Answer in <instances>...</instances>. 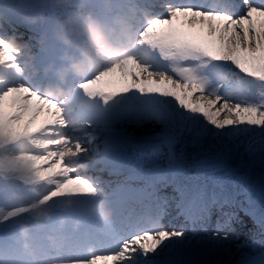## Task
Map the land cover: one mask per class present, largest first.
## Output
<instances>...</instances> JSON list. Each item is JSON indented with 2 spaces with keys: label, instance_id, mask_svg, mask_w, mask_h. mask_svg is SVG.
Returning a JSON list of instances; mask_svg holds the SVG:
<instances>
[{
  "label": "snow or ice",
  "instance_id": "snow-or-ice-1",
  "mask_svg": "<svg viewBox=\"0 0 264 264\" xmlns=\"http://www.w3.org/2000/svg\"><path fill=\"white\" fill-rule=\"evenodd\" d=\"M73 7L124 17L133 45L68 96L31 71L55 59L53 44L25 69L0 33V180L45 185L41 202L103 188L113 211L82 252L43 264H264V0ZM27 210L0 207V223ZM232 241L238 259L224 260ZM7 264H22L14 243Z\"/></svg>",
  "mask_w": 264,
  "mask_h": 264
},
{
  "label": "clouds",
  "instance_id": "clouds-1",
  "mask_svg": "<svg viewBox=\"0 0 264 264\" xmlns=\"http://www.w3.org/2000/svg\"><path fill=\"white\" fill-rule=\"evenodd\" d=\"M9 5L15 9V16L10 18L0 12V33L7 37L8 44L19 49V59L25 69L37 60L36 53L45 44L51 43L56 49V56L47 66L37 64L31 68L37 78H42L43 92L57 97L71 94L70 82L88 76L102 68L106 63L118 60L131 53L133 37L130 23L124 17L111 20L98 15L92 9H76L74 0H0V5ZM24 28L32 37L21 38L23 32L14 28ZM18 28V29H19ZM67 115L71 117V109ZM20 148L27 145L20 144ZM105 190L96 194L99 199L93 204L91 214L101 227H105L113 216L112 209L102 199ZM53 211L35 203L32 217L36 224L50 219ZM64 220H61V227ZM83 221L73 220V227L79 230ZM28 225H21V233L27 236ZM50 239L55 242V234ZM24 246L28 247L25 239Z\"/></svg>",
  "mask_w": 264,
  "mask_h": 264
},
{
  "label": "bare ground",
  "instance_id": "bare-ground-1",
  "mask_svg": "<svg viewBox=\"0 0 264 264\" xmlns=\"http://www.w3.org/2000/svg\"><path fill=\"white\" fill-rule=\"evenodd\" d=\"M75 127V125H73ZM25 144L30 147V145L27 143V141L21 140L16 144V148L19 150V152H25L24 150H21L19 147L20 144ZM93 174H99V173H93ZM3 184L0 183V207H3L4 209L8 208H14V207H19V206H28V210L24 212L23 214L12 218L8 220L5 223H0V245L9 243L12 239L17 238L19 235H15L14 238H11V236L16 232V230L21 229V225L27 224L28 230L31 232V235H35V231L37 232H46L44 227H47L49 222L55 221L54 219H58V224H55V236L59 235L60 233H65L66 228L64 226L65 222L68 220V215L63 214L62 211L60 210L61 208H72L76 206L82 205L85 207L84 212L87 213L89 216L92 217L93 222L96 226V229L103 228L100 226L97 218L91 214V209L93 204L96 201V196L95 197H86V196H75V197H62V198H53L52 200L41 202V197L44 196L48 188L43 185V184H21L19 181L13 180V179H6L3 180ZM20 191H17V190ZM35 203H39L42 206H45L53 211V215L50 219H47L43 221L40 224H36L33 217H32V209L33 205ZM87 209H90L88 212ZM213 218L215 220V215H213ZM64 220L63 226L61 227V220ZM245 220V223L247 227H252V221L251 219L248 218H243ZM59 226V229H58ZM245 235L242 233L241 234V239H244ZM66 241V240H65ZM61 241L55 242L51 241L50 243L54 245L56 248H58L60 251L64 252L65 251V245L66 242ZM65 242V243H64ZM238 241H232L229 245V247L232 250V256H224L222 259L224 260H235L238 259V255L235 253V244ZM65 244V245H64ZM87 246V243L85 244H79V246L76 248L75 253L69 254V255H75L79 252H82ZM258 251H264V248H261L259 245L257 247V252ZM22 258H24V255H20ZM21 257L20 260L22 261V264H43L44 261L50 258L49 255H42L38 259L28 262L23 260ZM0 259L4 261V264H7L8 261V256L5 254H0ZM209 259H214V257H210Z\"/></svg>",
  "mask_w": 264,
  "mask_h": 264
},
{
  "label": "rangeland",
  "instance_id": "rangeland-1",
  "mask_svg": "<svg viewBox=\"0 0 264 264\" xmlns=\"http://www.w3.org/2000/svg\"><path fill=\"white\" fill-rule=\"evenodd\" d=\"M22 150V149H21ZM24 151H26V150H24ZM69 159L71 160V157H69ZM74 208V207H73Z\"/></svg>",
  "mask_w": 264,
  "mask_h": 264
}]
</instances>
